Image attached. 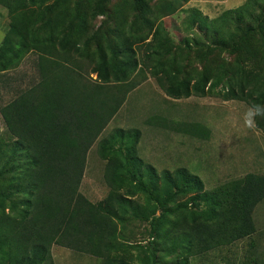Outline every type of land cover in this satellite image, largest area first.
<instances>
[{
  "label": "trees",
  "instance_id": "obj_1",
  "mask_svg": "<svg viewBox=\"0 0 264 264\" xmlns=\"http://www.w3.org/2000/svg\"><path fill=\"white\" fill-rule=\"evenodd\" d=\"M46 2L0 0L10 14L0 46V70L16 67L24 54L34 52L39 75L34 84L0 106L9 133L0 139V175L6 169L11 172L0 183V264H55L53 245L96 257L100 264H136L118 254V222L127 216L150 219L156 230L155 208L130 198L134 192L125 185V175L133 187L160 203L190 193L188 202L194 208L179 214L165 230H156L164 240L163 249L175 256L158 261L150 252L143 264H191L192 257L255 233L253 212L264 200V174L248 172L207 189L186 167L158 172L139 157L138 128L116 127L99 136L128 92L148 76L174 99L214 95L248 106L264 104V0H246L215 18L188 8L185 33L197 28L211 50H228L234 58L216 61L199 50L201 59L207 57L200 75L181 79L180 64L163 60L175 43L162 23L148 41L117 32L109 53L99 47L93 52L78 34L59 23L57 15L68 12L65 5L40 31L38 24L51 10ZM190 40L192 46L203 44L194 37ZM149 119L204 138L210 131L198 122L159 115ZM256 128L264 132V119L257 118ZM98 138L96 151L105 160L103 178L109 190L93 202L79 186L87 153Z\"/></svg>",
  "mask_w": 264,
  "mask_h": 264
},
{
  "label": "rangeland",
  "instance_id": "obj_2",
  "mask_svg": "<svg viewBox=\"0 0 264 264\" xmlns=\"http://www.w3.org/2000/svg\"><path fill=\"white\" fill-rule=\"evenodd\" d=\"M245 1L47 0L51 10L46 13L44 22L39 23L38 27L42 31L44 23L56 17L58 9L65 5L68 12L57 15L59 23L63 22L69 32L78 34L81 41L87 43L88 51L97 52L99 47L109 53V42L117 32L139 36L145 42L151 39L156 26L162 23L163 30L175 43L173 51L163 56L164 62L172 59L175 61L170 62L180 64L182 71L178 74L179 79L197 77L204 68L207 57L216 61H230L234 56L221 48L211 50L207 40L203 39L195 27L187 29L185 33L187 9L196 8L203 15L215 18L224 10L238 7ZM9 23L10 14L0 4V46ZM191 37L203 44L192 46ZM199 50L207 55L205 60L200 58L202 51ZM38 79L34 52L24 54L16 67L0 70V106ZM247 107L244 102L223 100L214 95H191L174 99L164 93L153 76H148L128 92L122 106L99 138L116 127L138 128L141 131L137 144L139 157L153 165L158 172L162 169L186 167L203 180L205 188L210 189L228 180L242 177L248 172L264 174V132L244 126L243 114ZM154 115L173 121L198 122L210 130L209 135L204 138L177 131L169 126L163 127L149 119ZM8 135L0 115V139H6ZM99 138L87 153L86 166L79 186V191L93 202L105 197L109 190L103 178L105 160L100 158L96 151ZM10 174L8 169L4 170L0 175V183H4ZM124 179L125 185L134 192L130 198L137 200L143 207L155 208L152 218L158 232L160 229L165 230L170 221L179 214L194 209L191 202H188L190 193L160 203L159 199H153L133 187L127 175ZM6 206H9L8 200ZM253 219L256 231L251 236L204 255L192 257L191 264H244L250 260L264 264V200L255 207ZM118 227L121 245L118 254L127 256L134 263L143 264L150 252L155 254L158 261L169 260L175 256L163 249L164 240L152 228L150 219L127 216L118 222ZM51 250L55 264H100V259L96 257L65 247L53 245Z\"/></svg>",
  "mask_w": 264,
  "mask_h": 264
},
{
  "label": "clouds",
  "instance_id": "obj_3",
  "mask_svg": "<svg viewBox=\"0 0 264 264\" xmlns=\"http://www.w3.org/2000/svg\"><path fill=\"white\" fill-rule=\"evenodd\" d=\"M257 118L264 119V104L251 103L243 114L244 126L248 129H255Z\"/></svg>",
  "mask_w": 264,
  "mask_h": 264
}]
</instances>
